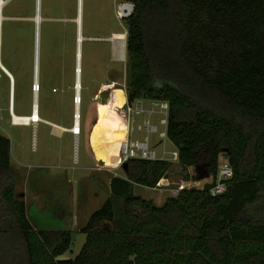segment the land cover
Listing matches in <instances>:
<instances>
[{
    "label": "trees",
    "instance_id": "trees-1",
    "mask_svg": "<svg viewBox=\"0 0 264 264\" xmlns=\"http://www.w3.org/2000/svg\"><path fill=\"white\" fill-rule=\"evenodd\" d=\"M130 1L129 102H168L184 178L198 164L216 178L223 155L234 170L227 190L213 195L208 181L159 205L135 185L155 187L176 165L129 159L67 258L72 231L36 225L16 191L11 139L0 134V264H264V0ZM98 151L119 163L112 148Z\"/></svg>",
    "mask_w": 264,
    "mask_h": 264
},
{
    "label": "rangeland",
    "instance_id": "rangeland-1",
    "mask_svg": "<svg viewBox=\"0 0 264 264\" xmlns=\"http://www.w3.org/2000/svg\"><path fill=\"white\" fill-rule=\"evenodd\" d=\"M124 1L84 0L83 32L87 39L83 43L80 103L76 89L79 0H42L46 19L41 26L39 90L34 69L36 0H12L6 9L0 63L14 76L15 112L31 114L39 103L42 120L29 125L12 122L11 80L0 65V134L11 139V161L18 174L16 191L30 207L36 225L72 231L74 241L64 254L67 258L81 250L86 239L81 229L108 198L110 178L125 175L119 163L98 159L102 148H112L120 158V145L127 135L125 101L118 106L114 98L116 92L127 90V54L124 59L116 58L108 40L116 31L126 33L127 40V21L118 17V5ZM77 104L79 134L69 131L77 125ZM145 104L151 105L148 99ZM161 116L151 115L160 130L165 129L159 122ZM146 117L147 112L136 115V124ZM53 122L67 130L57 131ZM147 133L145 125L133 137L143 139ZM150 137L151 147L159 155L166 152L165 157L170 158L177 149L169 138L159 142L158 133H150ZM173 163L177 173L169 178L174 186L192 180L201 182L195 187H203L210 180L199 179L195 167L190 168L193 179H185L184 170ZM135 191L157 204L171 195L166 187L140 184L135 185Z\"/></svg>",
    "mask_w": 264,
    "mask_h": 264
},
{
    "label": "built area",
    "instance_id": "built-area-1",
    "mask_svg": "<svg viewBox=\"0 0 264 264\" xmlns=\"http://www.w3.org/2000/svg\"><path fill=\"white\" fill-rule=\"evenodd\" d=\"M12 0H0V48L2 46L3 41V31H4V24L7 19L6 16V9L9 3ZM135 9V4L133 1L127 0L124 2L119 3L118 5V17L119 18H126L130 16ZM1 68L3 71L9 76L11 80V74L8 69L3 66ZM1 77V71H0ZM125 94V120L127 123V135L124 141H122L120 145V161L118 166H122V164L129 159L132 158H142V159H162V160H169L172 162H178L180 158L179 150H173L171 152V157H165V153L163 155H159L155 148L151 147V137L150 133H158L159 134V142L164 141L168 138V115H169V104L166 101L161 100H150L151 108L149 110L145 107V99H137L133 102H129L127 90L124 92ZM81 100H77L80 103ZM11 115L13 113V107H10ZM148 113V117L145 118L143 123L136 124V115H140L142 113ZM153 113H160L162 116L159 119L160 124L165 125V129L160 130L158 124H155L151 120V115ZM77 118V116H76ZM0 119H1V107H0ZM14 122V120H12ZM34 123V121H32ZM147 127V134L144 136L143 139L134 138L133 134L136 130L142 131L144 130V126ZM76 134V133H75ZM234 175V170L232 165L229 162V159L224 157L223 155L220 156L219 160V170L217 173L216 178L211 176L209 182H214L213 186L211 187L210 191L213 195L221 194L227 190L228 180H230ZM195 181L192 180H183L180 183H177L175 186L174 183H171V179L168 177H162L155 186L156 188L166 187L170 190L171 195H178L180 190L183 188H191L195 187Z\"/></svg>",
    "mask_w": 264,
    "mask_h": 264
},
{
    "label": "bare ground",
    "instance_id": "bare-ground-1",
    "mask_svg": "<svg viewBox=\"0 0 264 264\" xmlns=\"http://www.w3.org/2000/svg\"><path fill=\"white\" fill-rule=\"evenodd\" d=\"M37 4V2H36ZM83 9H84V0H81V17L78 14L77 17V22L78 24L80 23V32H78V43H77V67H79V69L76 71L77 74L79 75V87L77 89L78 92V100L82 99V95H81V86H82V53H83V43L84 41L87 39V37H85L84 32H83ZM46 18L43 17L42 15V0H39V12L36 13V16L34 18L35 20V56H36V50H37V63H35L34 65V69H37V73L35 70V83H36V90H39V77H40V61H39V55H40V37H41V26H42V22L45 20ZM79 31V30H78ZM108 40L112 41L113 43V51H114V55L116 56V58L118 59H124L126 56V33L121 32V31H116L113 32V34L108 38ZM36 44H37V48H36ZM78 56H79V62L80 64L78 65ZM8 71L11 74V93H12V81L14 83V76L12 78V73L11 71L8 69ZM15 85V84H14ZM16 88V86H15ZM38 91H36V95ZM16 94V93H15ZM12 96V95H11ZM15 96V95H14ZM114 98L116 101H118L119 103L125 101V96H124V92L122 91H118L115 93ZM120 98V99H119ZM12 99V97H11ZM14 100V99H13ZM14 104V101H13ZM77 106L79 107V109L77 110V113L79 111L80 114V104H77ZM38 108V107H37ZM36 107L33 109V112L31 114H17L15 112V110H13L12 113V120H14V124H23V125H29L32 123V121H34V123H37L39 121L42 120V117L39 114V111ZM76 126H74V128L69 129L71 131H73L76 134H79L81 131L79 129L80 127V115H77V119H76ZM55 127V129L58 130H66L67 128L64 127L63 125H59L57 123H52ZM59 133V132H58ZM125 139V138H124ZM124 141V140H123Z\"/></svg>",
    "mask_w": 264,
    "mask_h": 264
},
{
    "label": "water",
    "instance_id": "water-1",
    "mask_svg": "<svg viewBox=\"0 0 264 264\" xmlns=\"http://www.w3.org/2000/svg\"><path fill=\"white\" fill-rule=\"evenodd\" d=\"M36 2H37V4H36V12L38 13L39 12V0H36ZM78 14L80 15V17H81V0H79V12H78ZM80 23L78 24V30H79V32H80ZM36 48H37V44H36ZM35 63H37V50H36V56H35ZM1 64V63H0ZM80 64V62H79V56H78V65ZM4 66V65H3ZM79 69V67H77V70ZM36 70V73H37V69H35ZM12 78H13V75H12ZM37 80V79H36ZM79 85H80V83H79V75L77 74V83H76V89H78V87H79ZM79 92V91H78ZM124 96H125V94H124ZM126 98V97H125ZM125 100V99H124ZM34 107H38V103H35V105H34ZM79 109V107L78 106H76V110H78ZM77 115H79L78 113L76 114V116ZM77 123V122H76ZM126 167H127V161L126 162H124L123 164H122V168L123 169H126ZM196 169H197V171L199 172V175H198V177H199V179H204V178H209V177H211V172H210V170L205 166V165H200V164H198V165H196V166H194Z\"/></svg>",
    "mask_w": 264,
    "mask_h": 264
},
{
    "label": "crops",
    "instance_id": "crops-1",
    "mask_svg": "<svg viewBox=\"0 0 264 264\" xmlns=\"http://www.w3.org/2000/svg\"><path fill=\"white\" fill-rule=\"evenodd\" d=\"M13 87H14V83H13V81H12V93L10 94V104L12 105L13 110H15V102H14V104H13V101H14V100H13V99H14ZM11 95H12V96H11ZM11 97H12V99H11ZM146 100H147V99H145V101H144L145 103H146ZM149 101H150V100H149ZM11 105H10V107H11ZM145 107H146L147 110H149V109L151 108V105L148 106V105L145 104ZM34 108H35V107H34ZM36 108H37V107H36ZM37 109H38V111H39V109H40V108H39V103H38V108H37ZM66 130H67V129H66ZM69 131H70V130H69ZM111 178H112V177H111ZM111 178H110V180H111ZM109 183H110V181H109ZM161 204H162V203H161ZM161 204H159V205H161Z\"/></svg>",
    "mask_w": 264,
    "mask_h": 264
},
{
    "label": "clouds",
    "instance_id": "clouds-1",
    "mask_svg": "<svg viewBox=\"0 0 264 264\" xmlns=\"http://www.w3.org/2000/svg\"><path fill=\"white\" fill-rule=\"evenodd\" d=\"M78 99V98H77Z\"/></svg>",
    "mask_w": 264,
    "mask_h": 264
}]
</instances>
